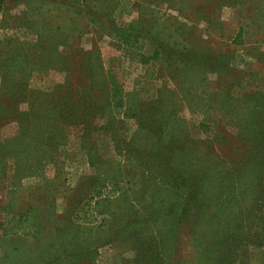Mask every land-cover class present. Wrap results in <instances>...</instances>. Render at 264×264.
Wrapping results in <instances>:
<instances>
[{"label": "rangeland", "instance_id": "1", "mask_svg": "<svg viewBox=\"0 0 264 264\" xmlns=\"http://www.w3.org/2000/svg\"><path fill=\"white\" fill-rule=\"evenodd\" d=\"M120 28L151 42L127 51L113 37ZM240 29L243 43L236 45ZM5 40H16L21 48L23 93L21 102L10 88L0 98L10 115L0 127V142L14 137L20 123L26 142L52 124L49 138L60 146V157L58 165L36 168L30 178L15 180L13 166L0 174V264H131L132 248L106 231L109 223H117L107 211L118 213L116 196L110 206L104 197L93 202V223L76 221L79 201L89 193L87 180L97 175L85 150L108 167L111 161L126 188L140 189L142 174L136 176L126 158L114 152L104 131L94 133L84 148L80 128L42 117L59 109L68 116L74 106L75 118L86 120L85 108L93 105L89 100L83 107L81 98L90 95V81L97 86L107 71L127 96V114L122 110L115 116L126 143L136 130L134 112L160 100L178 132L183 130L195 145L193 151L198 144L222 158L244 151L239 133L229 125L232 118L223 115L220 105L232 100V87L246 92L264 88V0H82L74 6L68 0H7L0 12V48ZM156 49L161 54L145 63L144 56ZM17 102L19 110L10 113L7 108L13 110ZM33 207L38 213L32 234L4 236L3 227L15 222L12 216ZM187 253L182 250L180 258ZM251 257L243 255L244 260Z\"/></svg>", "mask_w": 264, "mask_h": 264}, {"label": "trees", "instance_id": "2", "mask_svg": "<svg viewBox=\"0 0 264 264\" xmlns=\"http://www.w3.org/2000/svg\"><path fill=\"white\" fill-rule=\"evenodd\" d=\"M6 1L0 0V12ZM68 1L72 6L82 3V0ZM243 32L239 30L236 45L243 43L240 42ZM113 37L127 51L142 50L151 42L149 37L126 28L117 29ZM16 43V40L1 43L0 98L10 88L21 102L22 54ZM160 54L156 49L153 55L144 56V62L150 63ZM90 82L87 91L90 95L81 98L83 107L89 105V100L93 105L85 108L86 120L75 118L79 114L74 106L68 116L59 109L50 110L42 117L80 128L84 148H88L94 133L104 131L110 136L114 152L126 158L136 176L142 174L141 188H126L122 176L115 175L111 161L108 167L102 157L85 150L89 166L97 175L87 180L89 193L79 201L76 221L93 223L97 216L93 202L104 197L110 206V198L116 196L120 202L118 213L110 208L107 211L117 223H109L106 231L111 239L132 248L131 264H264V88L246 92L232 87V100L220 105L223 115L232 118L229 125L237 130L244 146L241 156L234 153L222 158L200 144L199 150L193 151L195 145L182 129L181 134L178 132L168 117L170 113L160 108V100L143 104L134 112L136 130L126 143L115 119L118 111L125 114L128 111L122 85L108 71L97 86L95 81ZM94 99L99 103L94 105ZM18 102L13 110L7 108L10 113L19 110ZM15 119L20 123L19 114ZM9 120L10 115L7 116L0 102V127ZM44 127L40 135L46 138L37 135L26 142L27 134L20 123L14 137L0 142V174L13 166L14 179H24L48 163L58 165L60 146L49 138L52 124L47 129ZM28 135L31 137L32 131ZM45 149L54 154L44 153ZM108 185L111 189L106 188ZM37 213L38 209L33 207L13 215L15 222L3 227L4 236H30L36 227ZM184 233L188 238L182 245ZM182 246L188 256L180 258ZM247 253L252 257L244 260Z\"/></svg>", "mask_w": 264, "mask_h": 264}]
</instances>
